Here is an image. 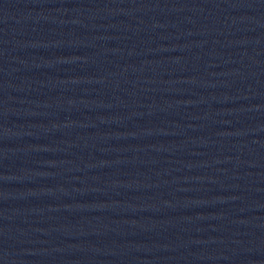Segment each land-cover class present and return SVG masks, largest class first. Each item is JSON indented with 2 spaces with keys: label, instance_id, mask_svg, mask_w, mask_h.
I'll return each mask as SVG.
<instances>
[{
  "label": "water",
  "instance_id": "95a60500",
  "mask_svg": "<svg viewBox=\"0 0 264 264\" xmlns=\"http://www.w3.org/2000/svg\"><path fill=\"white\" fill-rule=\"evenodd\" d=\"M0 264H264V0H0Z\"/></svg>",
  "mask_w": 264,
  "mask_h": 264
}]
</instances>
